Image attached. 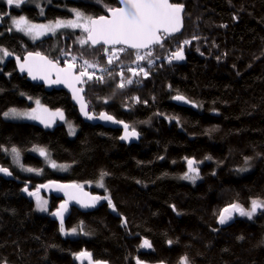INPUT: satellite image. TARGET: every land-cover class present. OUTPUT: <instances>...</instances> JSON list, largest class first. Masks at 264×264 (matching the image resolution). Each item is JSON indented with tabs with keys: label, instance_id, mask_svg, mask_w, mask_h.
Instances as JSON below:
<instances>
[{
	"label": "trees",
	"instance_id": "trees-1",
	"mask_svg": "<svg viewBox=\"0 0 264 264\" xmlns=\"http://www.w3.org/2000/svg\"><path fill=\"white\" fill-rule=\"evenodd\" d=\"M36 1L16 7L0 0V49L10 53L0 52V169L10 173L0 172V264H77L82 252L107 264H181L184 258L186 264H264V210L251 219L237 214L226 228L217 225L232 204L250 210L253 200L264 202V0H171L183 5L182 32L139 53L124 48L112 64L104 47L81 46L84 36L56 32L31 41L9 23L24 17L52 24L72 20L77 11L98 18L118 6L115 0ZM179 47L184 59L169 63ZM31 52L62 66L75 57L78 72L85 59L96 64L88 69L93 79L84 77L89 112L126 123L140 142L119 143V130L84 123L67 93L46 92L19 77L13 58ZM137 54L145 60L137 61ZM140 68L147 76L129 71ZM122 79L133 82L120 88ZM177 95L186 104L175 102ZM35 101L62 111L74 137L63 124L44 128L3 118ZM12 148L23 167L41 175L19 172ZM48 155L70 171H51ZM188 160L200 179L184 180ZM52 181L84 185L100 197L91 212L70 209L63 227L74 237L63 236L61 223L51 218L59 199L42 194L49 198L42 215L31 198ZM145 240L149 251L141 247Z\"/></svg>",
	"mask_w": 264,
	"mask_h": 264
},
{
	"label": "snow or ice",
	"instance_id": "snow-or-ice-1",
	"mask_svg": "<svg viewBox=\"0 0 264 264\" xmlns=\"http://www.w3.org/2000/svg\"><path fill=\"white\" fill-rule=\"evenodd\" d=\"M24 0H7L8 5H14L19 7ZM123 7H110L108 8V15H101L98 18L83 17L82 13L79 11L75 12L76 20L69 21H56L55 24L51 25H36L30 24L27 19L24 17H20L19 19H13V25L17 31L25 32V34H31L33 32L36 35H42L45 32H54L59 28H80L85 33H87L86 38L80 39L79 43L81 46L90 45L95 47L97 45L108 46L104 48V52L108 55V63H113V57L118 58L117 52H123L125 49L121 47L116 49V45H123L127 48L137 50L142 49H151L153 45L163 46V40L168 36H171L181 30L182 27V11L183 5L178 3H171L170 0H120ZM190 41L185 40L184 44H189ZM109 47L112 48V52L109 55ZM0 52L3 55L9 56L10 53L4 49H0ZM152 52L149 51L147 56H151ZM145 56L137 54L136 60L143 61L145 60ZM19 59V58H17ZM184 52L183 48L179 47L175 52L171 54L169 59V63L172 60H183ZM76 58L74 57L71 62H67L66 67H59L56 63L51 60H48L46 57L41 56L40 53H29L28 57L25 58L24 62L20 64L21 71H27L28 74L33 79H44L50 80V77L53 73L56 75L55 83H64L68 87L73 88L74 96H76L79 92L83 91V88L76 89V84H82L86 81L83 79L87 77L88 80H92L94 77V73H89L88 69L96 68L97 65L91 63L87 59L83 60L82 70L77 74L76 73ZM149 63H152L149 60ZM103 71V69H101ZM133 75H139L140 72H143L145 76H147V72H144L143 68H140L139 71L136 69H129ZM121 77H123V73H120ZM96 79L103 80V77H96ZM132 80L128 79L126 82L122 79L120 84L118 85L120 88L125 87V84H132ZM82 101V97L80 98ZM174 99L178 101H185L183 96L177 95ZM187 102V101H185ZM39 106V101H36ZM84 105L82 103V111L84 109ZM42 111H47L43 109ZM5 117H27L28 119H41V122L45 121L36 114L35 110L31 113L29 112H19L16 109H10L8 112L3 114ZM55 115H59L61 119H63L62 113H57ZM85 115L87 113L85 112ZM92 117L89 116V119ZM101 119L105 120H113V117L108 116L106 114H101ZM115 122V121H114ZM122 123V122H121ZM71 127V126H70ZM128 125L125 124V135L121 137V139H128L130 136H136L137 133L133 129L131 132L128 131ZM35 151H39L41 156L45 155V151L43 149H34ZM11 151L16 154L17 162H19L18 157L19 153L16 148H12ZM188 172L195 173L197 169L193 167L194 161L188 160ZM53 167H56L55 164H52ZM27 171H33V169L29 168ZM0 172L7 173V169H0ZM106 175V173L101 174V183L100 187H103L102 178ZM184 179L195 180L198 178L196 175H185ZM47 187V186H46ZM59 190H63L65 188H79V185H57ZM27 191V189H25ZM33 195L34 193H29ZM69 195V193H65ZM76 198V197H70ZM100 197H92L89 203H83L78 200L77 202L83 203V206L89 207L94 206L95 202L99 200ZM104 199H108L104 197ZM108 203L111 206L112 202L108 199ZM47 201L40 200L37 197V205L41 211H47L46 208ZM264 208V202L253 200L251 202V209L245 210V208L241 207L238 204H232L229 207L223 209V211L219 215V223L225 224L227 221L232 219L233 212L238 213L240 216H245L251 219L253 215L257 212V209ZM66 210L65 205H61V210L52 213V215L60 217L61 232L64 231L63 227V212ZM75 231V230H73ZM141 247H151L149 241L145 240ZM81 257H88L91 264V254L82 252L80 253ZM187 258H184L181 264H186ZM139 264V261L137 262Z\"/></svg>",
	"mask_w": 264,
	"mask_h": 264
},
{
	"label": "water",
	"instance_id": "water-1",
	"mask_svg": "<svg viewBox=\"0 0 264 264\" xmlns=\"http://www.w3.org/2000/svg\"><path fill=\"white\" fill-rule=\"evenodd\" d=\"M115 1H116L117 5H118L117 7H123L124 6L122 3H120V0H115ZM170 2H171V0H170ZM108 14L109 13L107 11L105 16H107ZM183 16H184V8H183V11H182V14H181V17H182L181 30L179 32L171 35V36H168V37H172V36L180 34L182 32V30H183ZM1 27H2V19L0 18V28ZM86 36H87V34H86ZM89 45H90V43H89ZM95 47H104L105 48V47H108V46L97 45ZM121 47H124L125 49L132 50V51L134 50V49L127 48V47H125L123 45H116L115 46V48H121ZM109 49H112V48L109 47ZM142 50H148V49H142ZM31 53L35 54L33 52H31ZM28 55H29V53L23 55V57H21V58H19V57H14L13 58L14 65H15V70H16V73L19 75V77H25V79L28 82L36 84V85H39V86H42L46 92H51V91L55 90V91H63L65 93H67L69 95V97H70L72 105L76 108L79 117L81 118V120L84 123H87V124H90V125H93V126L99 125V126L105 128V129L119 130L120 131V136H119V139H118L119 143L124 144V145H133V144H138L140 142L141 136L137 132H136L137 133L136 136H130L128 139H121V137L125 135L124 125L126 123H124V122L121 123V122L115 120L114 118H113V120L101 119L100 118L101 114H106L104 112H102V113H100L98 115H93V114H91L89 112L88 105H87L85 97H84V95H85V89L83 87L84 83L75 85L76 89L83 88V91L79 92L76 96H74L73 88L68 87L64 83L51 82V81H55V79H56L55 73L52 74V76L50 77V80H44V79H39V78L33 79L28 74L27 71H21L20 70V64L24 62L25 58L28 57ZM41 56H43V55H41ZM17 58H19V59H17ZM47 59L50 60L49 58H47ZM54 63H56L59 67H62V68L66 67V66L59 65L57 62H54ZM76 73L77 74L79 73L77 71V67H76ZM81 97H82V101L80 99ZM175 102L180 103V104H186L185 101H178L176 99H175ZM82 103L85 106L83 111H82ZM85 112L87 113V115H85ZM106 115H108V114H106ZM89 116H91L92 118L89 119ZM128 131L129 132L132 131L130 129V127H128ZM57 185H76V184L60 183V182L52 181V182H48V183H46L44 185L39 186L38 187V192L41 193V194H44V195H46L48 197H50V196L52 197L53 196V197H55V198H57V199L62 201L60 203L58 209L55 212L61 210V205H65L66 210H64V212H63V223L68 219L69 214H70V208H72V207L75 208V209H78L79 211H81L83 213L91 212L95 208L98 207V205H99V201L98 200L95 202L94 206H89V207L83 206V203H89L91 198L95 197L94 195L91 194V192L89 190H87L85 188H82V187H79L78 189L77 188L68 187V188H65L63 190H59L56 187ZM66 192L69 193V195H66L65 194ZM70 197H76V198H70ZM78 200L82 201L83 203L77 202ZM173 212H174V210H173ZM237 214L238 213L233 212L232 219L227 221L225 224H220L219 223V218H218L217 225L219 227H221V228H226V227L232 225L233 216H235ZM51 218L53 220L57 221L58 223H61L60 217L55 216V215H51ZM143 248L146 251L150 250V247H143ZM75 262L77 264H90L89 258L88 257H81L80 254L75 257ZM91 264H107V263H105V262H93L92 259H91ZM139 264H144V263L139 262Z\"/></svg>",
	"mask_w": 264,
	"mask_h": 264
},
{
	"label": "rangeland",
	"instance_id": "rangeland-1",
	"mask_svg": "<svg viewBox=\"0 0 264 264\" xmlns=\"http://www.w3.org/2000/svg\"><path fill=\"white\" fill-rule=\"evenodd\" d=\"M41 0H37L36 2H40ZM172 3V2H171ZM38 5V3H36ZM40 4V3H39ZM83 17H86L84 15H82ZM72 20H76V15L74 13V16H73V19ZM52 24H55V23H52ZM36 25H51V24H36ZM9 26H10V30L13 32V33H17L21 36H24L25 38H27L28 40H31V41H36V40H40L42 38H45L47 36H51V35H54L56 32L58 33H65V34H75V35H79V38H82L84 36H86L87 33H85L82 29L80 28H59V29H56L54 32H45L44 34L42 35H36L35 32L31 33V34H25V32H21V31H17L13 25V19L10 21L9 23ZM33 53H38V52H33ZM118 53V52H117ZM40 55H43L47 58H49L50 60L56 62L55 60L51 59L49 56L45 55V54H41ZM172 61H175V62H180L181 60H172ZM59 64V62H57ZM60 65V64H59ZM62 66V65H61ZM67 66V65H65ZM77 67V65H76ZM77 71H78V67H77ZM85 80V79H84ZM43 109H46L47 111H42ZM35 110L36 114L39 115L45 122L42 123L41 122V119H28L27 117H5L3 115V118L5 120H8V121H15V122H31V123H34V124H37V125H40L44 128H52L54 127L56 124H63L65 125L67 131H68V134L69 136L72 138L74 137L75 133H76V130L75 128L69 124L66 120H65V116H64V113L60 110H57V111H51L45 107H43L40 103H39V106L37 105L36 101L33 103V107L30 108V109H26V110H17L19 112H33ZM8 112V111H7ZM57 113H62L63 114V119L60 118L59 115H55ZM71 126V127H70ZM31 153L37 155V156H41L39 151H35V150H32ZM12 162L14 164V166L17 167L18 171L21 172V173H28V174H33V175H41V172L39 171H27V168L23 167L21 165V162H20V157H18V160L19 162H17V157H16V154L15 156H12ZM44 162H45V165L47 166V168H49L51 171H53L54 173L56 174H66L70 171V167L67 166V165H58L56 163H54L52 161V159L50 158V156L48 155L46 158H44ZM52 164H55L56 167H53ZM194 167V166H193ZM187 175H196L198 178V174L197 172L195 173H189ZM197 179V178H196ZM195 179V180H196ZM200 179V178H199ZM185 181H192L191 179H184ZM194 180V181H195ZM100 183H98L96 185V187L98 189L101 188L102 190V187L99 186ZM81 187H85L84 185H80ZM37 197L40 198V200L42 201H47V204H46V208H47V211H41L39 208H38V205H37ZM32 200L35 204V208L37 210V212L39 214H42V215H46L48 214V211H49V198L43 196L41 193H35L32 197ZM100 202V201H99ZM262 211L264 210V208H259L257 209V211ZM63 236H67V237H74V234L71 233V232H61Z\"/></svg>",
	"mask_w": 264,
	"mask_h": 264
},
{
	"label": "flooded vegetation",
	"instance_id": "flooded-vegetation-1",
	"mask_svg": "<svg viewBox=\"0 0 264 264\" xmlns=\"http://www.w3.org/2000/svg\"><path fill=\"white\" fill-rule=\"evenodd\" d=\"M61 202H62V201L60 200L59 205H60ZM70 209H71V208H70Z\"/></svg>",
	"mask_w": 264,
	"mask_h": 264
}]
</instances>
